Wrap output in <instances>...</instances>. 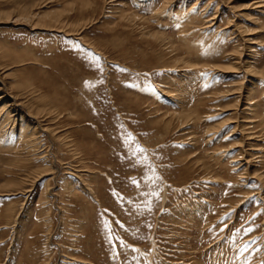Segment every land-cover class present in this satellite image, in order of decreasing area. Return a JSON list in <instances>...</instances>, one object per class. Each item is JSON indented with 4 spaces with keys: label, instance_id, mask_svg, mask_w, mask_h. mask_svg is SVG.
<instances>
[{
    "label": "rangeland",
    "instance_id": "rangeland-1",
    "mask_svg": "<svg viewBox=\"0 0 264 264\" xmlns=\"http://www.w3.org/2000/svg\"><path fill=\"white\" fill-rule=\"evenodd\" d=\"M0 117V264H264V0H0Z\"/></svg>",
    "mask_w": 264,
    "mask_h": 264
},
{
    "label": "bare ground",
    "instance_id": "bare-ground-1",
    "mask_svg": "<svg viewBox=\"0 0 264 264\" xmlns=\"http://www.w3.org/2000/svg\"><path fill=\"white\" fill-rule=\"evenodd\" d=\"M258 7V6H257ZM260 7V6H259ZM14 103V102H13ZM11 105V104H10ZM8 107V106H7ZM7 110V109H6ZM5 110V108H4V111H3V109H1V111H3V112H5L6 111ZM7 114L9 113V112H6ZM6 114V115H7ZM17 114V113H16ZM5 115V116H6ZM3 116V115H2ZM20 116H21V118H20V120L22 119V114L20 113ZM0 118H2V117H0ZM4 118V117H3ZM14 119V118H13ZM27 120V119H26ZM3 121V120H2ZM39 122V121H38ZM3 123V122H2ZM20 123L21 124H19L20 126H19V131H20V133H21V135L23 136V139H27V140H29V142H32V145L34 146L35 144H38V142H37V136H36V131L34 130L35 128L32 126V123H30V122H27V124H22V120L20 121ZM39 124V123H38ZM37 125V124H36ZM38 126V125H37ZM36 126V127H37ZM41 126V125H40ZM11 127V126H10ZM39 129H40V127H38ZM38 128H36V129H38ZM44 130V129H43ZM41 131V130H40ZM22 138V137H21ZM31 146V145H30ZM32 146V147H33ZM36 147V146H35ZM34 148V147H33ZM37 149V148H36Z\"/></svg>",
    "mask_w": 264,
    "mask_h": 264
},
{
    "label": "snow or ice",
    "instance_id": "snow-or-ice-1",
    "mask_svg": "<svg viewBox=\"0 0 264 264\" xmlns=\"http://www.w3.org/2000/svg\"><path fill=\"white\" fill-rule=\"evenodd\" d=\"M139 151L143 152V151H146V150L140 148ZM153 195H156L158 197V193H153ZM257 215H259V213ZM253 219H254V217H253ZM237 231H239V230H237ZM245 231L246 232H251L252 229L251 228H247V229H245Z\"/></svg>",
    "mask_w": 264,
    "mask_h": 264
}]
</instances>
